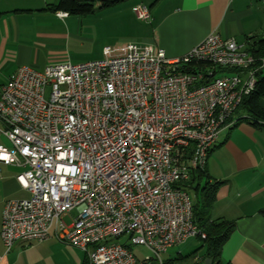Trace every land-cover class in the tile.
Returning a JSON list of instances; mask_svg holds the SVG:
<instances>
[{"label": "built area", "instance_id": "1", "mask_svg": "<svg viewBox=\"0 0 264 264\" xmlns=\"http://www.w3.org/2000/svg\"><path fill=\"white\" fill-rule=\"evenodd\" d=\"M132 11L151 21L146 4ZM102 56L23 65L0 85V164L22 167L16 180L29 193L4 203L6 252L54 229L88 264H164L170 247L205 236L176 184L205 167L264 59L215 32L177 58L134 41ZM128 242L150 254L139 258Z\"/></svg>", "mask_w": 264, "mask_h": 264}, {"label": "crops", "instance_id": "2", "mask_svg": "<svg viewBox=\"0 0 264 264\" xmlns=\"http://www.w3.org/2000/svg\"><path fill=\"white\" fill-rule=\"evenodd\" d=\"M58 1L0 0V65L12 64L7 78L23 65L42 70L65 60L58 47L80 40L84 18L68 13L59 17L57 12L66 11L54 9ZM138 3L150 6V22L136 18L132 7ZM130 7L112 14L118 26L128 29L119 43L160 47L169 58L182 56L212 32L245 47L248 38L264 35V0H141ZM259 103L264 108V96ZM238 115L219 134L205 164L209 181L224 182L210 217L235 222L222 247L223 261L264 264V120L254 126L243 119L246 114ZM22 169L0 164V227L5 201L29 197L16 180ZM73 212L65 216L71 218ZM197 256L201 260L202 252ZM0 264H88V259L80 249L61 242L52 229L47 239L18 240L8 252L0 237Z\"/></svg>", "mask_w": 264, "mask_h": 264}, {"label": "trees", "instance_id": "3", "mask_svg": "<svg viewBox=\"0 0 264 264\" xmlns=\"http://www.w3.org/2000/svg\"><path fill=\"white\" fill-rule=\"evenodd\" d=\"M123 1L126 0H59L54 9L66 11L71 15L84 16L92 14L96 9H108ZM247 50L255 58L264 59V35L248 38ZM262 96H264V68L257 72L253 90L242 98L232 116L244 113L246 117L243 119L251 121L254 126H259V120H264V108L259 103ZM232 116L228 119V122L232 120ZM239 120L236 119L235 124ZM203 177L205 181L200 185L199 181ZM223 183L219 180L209 181V175L204 167L192 170L188 180L176 184L188 193L189 190H193L196 195L195 202H192L193 219L205 236L197 235L194 238H198L203 242V252L201 260L197 256V250H195L189 254L178 253L173 258L166 257L164 258V264L187 263L191 259L193 261L189 264H202L206 258H211L212 264H229L222 260L221 251L235 229V222L224 218L211 219L210 217L217 191ZM260 213L264 215V209L260 210Z\"/></svg>", "mask_w": 264, "mask_h": 264}, {"label": "rangeland", "instance_id": "4", "mask_svg": "<svg viewBox=\"0 0 264 264\" xmlns=\"http://www.w3.org/2000/svg\"><path fill=\"white\" fill-rule=\"evenodd\" d=\"M136 1L141 0H126L118 3L117 5H115V7H111L108 9H96L92 14L78 16L84 18L81 27L82 32L80 40L73 41L69 45H60L58 47L59 51L63 53L65 59L60 62L69 61L72 63H79L102 59L103 48L105 46H112L116 43H119V41H121L119 40L120 37H124L128 33L127 27L118 26L117 22L113 21L114 19L112 17V14L114 10L117 11L127 8V6L130 7ZM142 1L146 2L147 0ZM11 70L12 64L9 62L4 64L3 66L0 65V84L5 83L7 81V76L10 74ZM218 76H222V74L218 73ZM0 128H2L1 123ZM0 144L7 145V141L1 133ZM189 195L191 197L192 202H195L196 195L193 190H189ZM73 214H75V211L73 212ZM63 220L66 222L67 225H70V217L65 216ZM116 241L123 242L126 241V238H121ZM202 246L203 242L201 240H199L198 238H190L184 243L170 247L167 252L164 253L163 257L173 258L177 256L178 253L189 254L194 252L195 250H197V252H203ZM130 247L139 258H143L144 256L150 254L149 250L142 245L130 244ZM192 261L193 259L189 260L187 263L178 264H189L192 263Z\"/></svg>", "mask_w": 264, "mask_h": 264}, {"label": "water", "instance_id": "5", "mask_svg": "<svg viewBox=\"0 0 264 264\" xmlns=\"http://www.w3.org/2000/svg\"><path fill=\"white\" fill-rule=\"evenodd\" d=\"M202 264H212L211 258H206Z\"/></svg>", "mask_w": 264, "mask_h": 264}]
</instances>
